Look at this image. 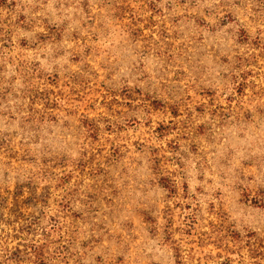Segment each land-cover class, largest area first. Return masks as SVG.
Returning <instances> with one entry per match:
<instances>
[{
  "label": "rangeland",
  "instance_id": "rangeland-1",
  "mask_svg": "<svg viewBox=\"0 0 264 264\" xmlns=\"http://www.w3.org/2000/svg\"><path fill=\"white\" fill-rule=\"evenodd\" d=\"M0 264H264V0H0Z\"/></svg>",
  "mask_w": 264,
  "mask_h": 264
}]
</instances>
